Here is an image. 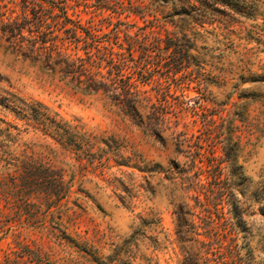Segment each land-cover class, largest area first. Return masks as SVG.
I'll list each match as a JSON object with an SVG mask.
<instances>
[{"label":"rangeland","instance_id":"rangeland-1","mask_svg":"<svg viewBox=\"0 0 264 264\" xmlns=\"http://www.w3.org/2000/svg\"><path fill=\"white\" fill-rule=\"evenodd\" d=\"M129 1L144 9L99 15L100 0H67L68 13L100 36L111 19L121 37L187 41L188 73L143 88L171 105L157 136L0 40V264H264V0ZM35 104L91 136L83 160L35 129ZM26 157L61 186L23 170Z\"/></svg>","mask_w":264,"mask_h":264},{"label":"trees","instance_id":"trees-1","mask_svg":"<svg viewBox=\"0 0 264 264\" xmlns=\"http://www.w3.org/2000/svg\"><path fill=\"white\" fill-rule=\"evenodd\" d=\"M20 5L15 17L3 11L5 6L0 5V40L8 44L6 48L32 62L42 63L49 71L57 68L61 81L73 90L83 95L102 96L108 107L137 127H148L151 135H158V125L168 114L160 107L169 110L171 106L165 100L168 95H152L143 88L150 86L160 71L171 76L188 73L191 47L184 38H176L174 43L161 48L153 30L142 31L134 37H121L119 26L122 23L118 26L109 18L104 20L109 19L108 24L114 26L109 33L100 36L92 26L84 27L78 16L72 18L67 0H20ZM97 6L99 15L103 10L120 16L144 9L141 4L132 1L127 4L124 0H100ZM160 97L165 100L163 104L159 103ZM35 105L30 109V117L39 121L35 129L40 127L64 153H75L83 160L82 154L94 146L91 136L81 125L71 126L59 121L50 116L46 108ZM16 112L22 113V118L27 117L24 110ZM15 161L23 170L42 169L49 187L61 186V177L49 166L31 157ZM33 180V176L23 178V183ZM12 182L15 187L20 185L17 177L12 178ZM21 201L28 202L27 198ZM183 225H187L185 221Z\"/></svg>","mask_w":264,"mask_h":264}]
</instances>
